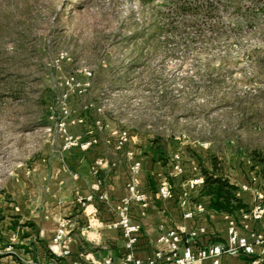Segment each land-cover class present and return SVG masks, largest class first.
Here are the masks:
<instances>
[{
  "label": "rangeland",
  "instance_id": "374dc122",
  "mask_svg": "<svg viewBox=\"0 0 264 264\" xmlns=\"http://www.w3.org/2000/svg\"><path fill=\"white\" fill-rule=\"evenodd\" d=\"M252 1L215 0L209 19L151 33L137 0H0V196L67 137L121 132L131 147L158 137L169 160L205 167L216 156L253 181L244 170L264 152V12Z\"/></svg>",
  "mask_w": 264,
  "mask_h": 264
},
{
  "label": "crops",
  "instance_id": "0c3cea01",
  "mask_svg": "<svg viewBox=\"0 0 264 264\" xmlns=\"http://www.w3.org/2000/svg\"><path fill=\"white\" fill-rule=\"evenodd\" d=\"M101 142L97 139L88 150L57 151L50 147L20 168L13 186L6 187L4 198L0 196V264H94L106 259L120 263L124 242L115 227V208L127 194L133 162L141 165L138 190L147 197L144 206L134 203L130 208L132 222L140 225L135 247L138 259L151 258L161 248L158 237L178 225L204 230L194 241L196 250L226 243L228 227L234 224L241 237L262 242L254 246L250 263L249 256L223 255L219 264H264V215L258 220L252 217L254 207L264 206V200L257 198L258 192L264 196L257 174L247 184L238 170L224 166L230 182L239 188L238 197L249 209L228 215L209 209V197L202 186L192 191L188 188L192 179L200 177L198 160L184 163L176 154L178 161L173 163L171 158L162 166L153 161L149 144L147 150L126 144L117 150L116 141ZM129 152L133 154L131 158L127 156ZM209 164L205 165L207 169L211 161ZM247 164L244 171L252 174L250 163ZM167 167H172L168 170L170 180L165 176ZM172 179L176 185L171 183ZM164 183L173 189L171 199L157 196ZM89 197L91 201L87 203ZM196 203L204 206V213L184 219L183 214ZM59 219L71 223L72 229L61 245H54ZM201 264L213 263L206 260Z\"/></svg>",
  "mask_w": 264,
  "mask_h": 264
},
{
  "label": "built area",
  "instance_id": "2783aa9c",
  "mask_svg": "<svg viewBox=\"0 0 264 264\" xmlns=\"http://www.w3.org/2000/svg\"><path fill=\"white\" fill-rule=\"evenodd\" d=\"M99 125V123H97ZM60 131L65 133L64 123H59ZM109 142V141H107ZM97 143V139L89 138L87 140L80 137L69 136L66 139L62 149L69 150L79 148L88 150ZM127 143L126 133L121 132L116 141V149L120 150ZM128 157H132V152L127 153ZM178 161V156L175 155L172 162ZM177 169V165L174 166ZM141 170L139 162H133L130 167L129 179L127 182V194L118 202L116 212L115 227L121 232L124 242V254L118 264H201L206 260H211L213 264H219V259L223 255H244L250 256L254 252V246L262 241L256 239L249 242L245 237H241L234 224H230L227 230V241L224 244H211L206 247L194 250V241L200 233H203L202 228L188 230L184 225H178L158 237V244L161 246L154 255L142 261L135 256V247L140 233V225L132 222L130 218V208L132 204L138 203L145 205L147 197L138 190V174ZM203 180L201 177H196L188 183V188L192 191L196 187L202 186ZM98 190L97 187H95ZM157 196L160 199H171L173 197V189L168 183L162 184ZM257 198L260 201L264 200L262 193H257ZM91 197L87 198L86 202H90ZM205 211L201 203H196L192 209L183 214L184 219H193L196 215L203 214ZM264 215V206L257 205L252 210V217L260 219ZM72 229V224L64 219L58 220L56 234L52 240L54 245H61ZM82 230H85L83 228ZM2 250L0 249V254ZM94 264H114L109 259Z\"/></svg>",
  "mask_w": 264,
  "mask_h": 264
},
{
  "label": "trees",
  "instance_id": "16d2710c",
  "mask_svg": "<svg viewBox=\"0 0 264 264\" xmlns=\"http://www.w3.org/2000/svg\"><path fill=\"white\" fill-rule=\"evenodd\" d=\"M215 0H137L138 11L141 17L139 29L151 33L174 32L185 26V21H192L198 17L208 18L214 12ZM252 6L264 12V0H253ZM256 15L246 16L250 22ZM11 91L10 98L22 100V95H15ZM14 94V95H12ZM14 96V97H13ZM1 97V95H0ZM149 150L153 154V161L166 166L169 161L168 153L162 139L155 138L150 141ZM247 158L250 162V170L264 183V152L253 150ZM198 174L203 180L202 189L209 197V209L233 215L236 212H248V207L238 197L239 188L230 182L224 172V166L216 157H211L210 169L198 166ZM252 261L249 256L247 263Z\"/></svg>",
  "mask_w": 264,
  "mask_h": 264
}]
</instances>
